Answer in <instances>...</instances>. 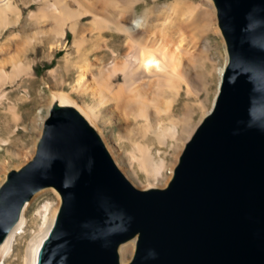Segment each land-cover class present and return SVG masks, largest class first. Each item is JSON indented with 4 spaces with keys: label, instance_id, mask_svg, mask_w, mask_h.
Returning <instances> with one entry per match:
<instances>
[{
    "label": "water",
    "instance_id": "1",
    "mask_svg": "<svg viewBox=\"0 0 264 264\" xmlns=\"http://www.w3.org/2000/svg\"><path fill=\"white\" fill-rule=\"evenodd\" d=\"M211 1L226 61L167 183L135 187L77 110L52 104L33 155L0 183V243L23 204L52 187L60 201L35 264H264V0ZM63 135L89 172L59 151Z\"/></svg>",
    "mask_w": 264,
    "mask_h": 264
},
{
    "label": "bare ground",
    "instance_id": "2",
    "mask_svg": "<svg viewBox=\"0 0 264 264\" xmlns=\"http://www.w3.org/2000/svg\"><path fill=\"white\" fill-rule=\"evenodd\" d=\"M105 1V17L100 19L98 16H94L91 22L99 29L105 28V30H109L111 33L123 34L127 47L132 48L133 52L127 55V59L121 65L118 61H111L110 67L106 70V80L101 81L95 87H91L86 78V72L92 68L90 62L83 59L81 62L83 64L79 67L76 66L79 69L76 85L85 93L89 92L94 95L98 103L97 108L95 106L93 107V105L79 107L64 93L54 94L51 98L50 106L57 104L72 106L74 109L77 108V112L90 126H96L99 119L98 111L111 103L113 110H117L123 115L122 120L130 117L138 123L135 132L142 141L135 142L130 141V139L128 140L129 146L131 147V157L129 158L131 168L135 164L143 172V179L147 183V188L157 187L158 182L161 185H165L168 177H170L168 173L171 174L173 168L172 165L170 167L168 166L167 154H170L169 158H177L179 149L182 148L181 146L187 140L190 133H192V121L196 113L202 118L208 111L204 108V100L201 99L198 93L199 90L197 91V84L191 78V73L188 72L186 67L190 63L187 65L184 63V60H191L194 56L190 51L191 48L187 40L189 34L186 29L189 25H194L195 29H197V20L195 18L191 22H187V24L182 22V19L191 10L181 0L163 5H154L146 9L139 16L133 15L135 0H125L120 4L118 3L119 0ZM8 2L4 3L3 0L0 2V30H4L10 24L15 23L18 12L20 13V11H17L15 7L10 5L11 2L10 4ZM8 11L12 12V19L7 17L6 12L8 13ZM90 13L92 15V12L86 7L78 5L76 9H70L67 3L58 1L54 5L44 6L41 14L33 12L30 16L33 18H39V15L49 16L53 20V27L49 30L48 37L55 39L61 45L66 40L68 32L73 35L77 31L80 32L81 28L78 26L81 25V22L79 18L82 15ZM152 14H160L165 16V18L160 20L159 23H153L151 19L147 18ZM200 15L199 20L201 22H199V28L202 31L209 30L215 36H221L219 28L215 25V8L211 0H207L205 8L201 10ZM34 21L35 23L38 22L36 20ZM139 30L147 31L149 35L153 34L156 37L152 35L149 42V39H146L141 44L137 40V37H134ZM194 34L191 35L194 44H192L193 47H195L198 41V38L196 39ZM19 37V33H12L10 37L0 43V52L2 53L8 49L11 43H14ZM141 41L143 40L141 39ZM80 44V41L76 39L73 42V45L77 48L76 50L79 49ZM112 54L113 56L118 55L117 51L116 54L114 52ZM10 62L13 67L11 73L0 69V84H6L20 74L27 73L26 67L19 60L12 59ZM192 62L194 64V60ZM221 70L222 66L217 67L215 70L219 76L218 78H220ZM118 73H121L123 76V82L120 84L116 83ZM211 73L208 74L210 78L213 75ZM181 92L185 96L184 108H181L183 111L177 115L175 104ZM60 142L57 145L59 151L67 149L75 157V162L79 165L78 167L85 169L87 172L91 170L86 155L79 146L76 138L63 135L61 136ZM153 145L157 147L164 146L165 149L167 147L168 151H162L164 156L157 158L156 155H159L161 151L157 149L158 152H153ZM133 172L136 173V171ZM151 179L153 181H150ZM55 194L59 198L58 194ZM58 203L55 207H52L50 203H44L38 211L41 223L27 243L25 253L22 257V264H35L39 245L54 219ZM29 204V201L23 204L17 221L9 229L5 238L0 243V264H4L5 262L10 264V258L15 256L13 254L17 247V242L24 237L28 227L29 222L26 219L25 212ZM133 243L134 240L131 239L119 245L118 253L120 263H124L128 259L132 252Z\"/></svg>",
    "mask_w": 264,
    "mask_h": 264
},
{
    "label": "rangeland",
    "instance_id": "3",
    "mask_svg": "<svg viewBox=\"0 0 264 264\" xmlns=\"http://www.w3.org/2000/svg\"><path fill=\"white\" fill-rule=\"evenodd\" d=\"M3 1L4 3L8 2V0ZM58 1L67 3L70 9H76L77 6L80 5L88 8L90 12H92V15L91 13L85 14L82 15L83 17L81 16L79 18L81 22V25L78 26L81 28L80 32L77 31L75 35L68 32L66 40H64L61 45L58 44L55 39H50L48 37L49 30L53 27V20L49 16L39 15V18L30 16L33 12L41 14L44 6L54 5ZM119 1L118 3L120 4L125 0ZM153 1L154 0H135L133 15L139 16L146 9L154 5L172 3L176 0ZM181 1L191 10H189L190 13H187L184 18L182 17L184 19H182V22L187 24V22L189 23L196 18V27L199 28L201 10L205 8L207 0ZM0 2H2V0ZM22 2L24 1L10 0L8 2V4L15 7L17 11H20V13L18 12L20 18L17 15L15 23L18 22L16 24H10L9 27L4 28V30H0V43L10 37L14 32L20 35L19 39L11 43L8 49L2 53L0 52V69L7 73H11L13 67L10 61L15 59L19 60V62L26 67L27 72L14 78L15 80L13 79L6 84H0V183L3 181L8 170L17 169L33 155L35 144L41 134L43 120L47 116L51 98L54 94H67L79 107L92 105L93 107L95 106V108L98 107L94 95L89 92V94L85 93L76 85L78 67L83 64H81L83 59L89 61L92 66L90 71L86 72V78L90 86L95 87L101 81L106 80V70L110 67L111 61H118L121 65L127 59V55L133 52L132 48L127 47L126 39L123 34L111 33V31L105 30V28L99 29L91 22L94 16H98L100 19L105 17V0H31L30 3H25L24 6H20ZM6 14L9 19L13 18L12 12L8 11ZM147 18L151 19L153 23H159L165 16L152 14ZM34 20L38 22L35 23ZM214 21L216 22V14L214 15ZM215 25L217 26V22ZM188 28L186 29L189 34L187 40L191 48L190 51L194 56L191 60H184V63L186 65L190 63L186 67L188 72L191 73V78L195 80L194 82L197 84V91L199 90L198 93L201 99L204 100V108L208 110L217 90L219 80V76L215 70L217 67L223 66L226 61L225 45L222 36H215L209 30L202 31L200 28L197 30L198 28L195 29L194 25H189ZM193 34L196 36V39L198 38L195 47H193L194 44L191 37ZM152 35H149L147 31L139 30L134 37H137L139 43L142 44L146 39H149V42ZM153 36L156 37L155 35ZM75 39L81 43L78 50H76L77 48L73 45ZM141 39L143 41H141ZM116 51L118 55L113 56L112 52L116 54ZM193 60L194 64L192 62ZM209 73L213 74L211 78L208 75ZM117 79L116 83L120 84L123 82L121 73L117 74ZM184 102L185 96L184 93L181 92L175 104L177 115L181 114L183 111L181 108H184ZM118 113L117 110H113L112 104L110 103L107 107L104 106L98 111V123H96V126H91L97 132L107 152L125 177L135 187L140 189L147 188V183L143 179V172H141L135 164L131 168L129 161L131 157V147L129 146L128 140L130 139V141L135 142L142 141L135 132L138 123L130 117L122 120L123 115ZM200 120V116L196 113L192 121L193 129ZM152 147L154 148L153 152H158L157 149L161 151L159 154L160 156L156 155L157 158L164 156L162 151H168V148L166 147L165 149L164 146H158V148L153 145ZM180 151L181 148L179 149V153ZM169 156L170 154H167L168 166L170 167L172 165V167H174L177 158L173 159V157L169 158ZM132 170L136 171V173ZM171 174L168 173L170 177ZM170 177H168V179H170ZM150 181L153 180L151 179ZM163 186L164 184L161 185V183L158 182L157 187ZM42 189L36 191L35 193L37 194L34 193L28 200L30 204L25 212L26 219L29 222L28 227L24 237L17 242V247L13 254L15 256L10 258V264H22V257L25 253L27 243L41 223L38 211L44 203H50L52 207H55L57 202L60 201L59 198L56 197L55 193H57V191L54 188L46 187V189ZM133 250L134 245L128 259L131 257ZM128 259L125 262H127ZM4 264L7 263L5 262Z\"/></svg>",
    "mask_w": 264,
    "mask_h": 264
},
{
    "label": "crops",
    "instance_id": "4",
    "mask_svg": "<svg viewBox=\"0 0 264 264\" xmlns=\"http://www.w3.org/2000/svg\"><path fill=\"white\" fill-rule=\"evenodd\" d=\"M23 1H24V2H22L20 6H24L25 3H27V4L30 3L31 0H23ZM17 6H19V5H17ZM2 30H3V29H2Z\"/></svg>",
    "mask_w": 264,
    "mask_h": 264
}]
</instances>
